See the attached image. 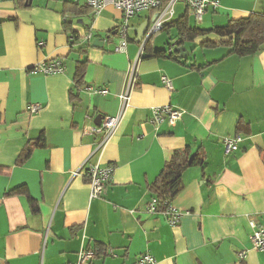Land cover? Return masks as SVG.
I'll return each mask as SVG.
<instances>
[{
  "label": "crops",
  "instance_id": "0c3cea01",
  "mask_svg": "<svg viewBox=\"0 0 264 264\" xmlns=\"http://www.w3.org/2000/svg\"><path fill=\"white\" fill-rule=\"evenodd\" d=\"M218 1L199 23L180 4L204 29L264 11V0ZM73 4L0 0V264H136L146 253L156 264H264V252L251 242L252 222L264 227V48L229 54L201 46L220 39L209 35L190 42L193 48L183 45L191 52L185 62L168 52L145 57L138 30L146 22L149 29L156 14L147 11L118 52L119 11L110 5L95 15L84 0ZM163 31L170 38L164 47L154 39L159 32L151 45L175 50L177 31ZM89 33L91 40L71 45ZM98 37L103 47L94 46ZM56 59L63 71H31ZM79 61H87L82 85L75 80ZM33 104L39 111H30ZM164 105L183 116L155 126L152 109ZM98 115L119 121L110 133H93ZM237 134L238 150L226 154L224 138ZM27 148L32 152L21 163ZM198 150L205 164L185 170L171 201L181 217L172 226L164 214L149 212L152 186L176 152L183 160ZM94 164L114 171L104 193L92 198L86 172ZM22 186L27 191L9 194ZM82 248L98 254L80 263Z\"/></svg>",
  "mask_w": 264,
  "mask_h": 264
},
{
  "label": "built area",
  "instance_id": "2783aa9c",
  "mask_svg": "<svg viewBox=\"0 0 264 264\" xmlns=\"http://www.w3.org/2000/svg\"><path fill=\"white\" fill-rule=\"evenodd\" d=\"M62 1H72L79 2L80 0H62ZM84 3L95 13V15L100 14L106 7L113 6L120 10L122 13L120 23L118 25L117 32L120 37V42L116 46V51H125L128 44L129 34L131 30L130 20L137 14L143 11H155L156 18L152 23V26L145 38L142 41L140 53H142L145 43L149 37L163 29L165 23L173 19L176 15V6L180 3L185 5L190 13L194 16L195 20L199 23L203 20L204 15L208 11L209 7L217 9L219 7L218 0H84ZM92 33L86 35V39H79V41L91 40ZM40 46L42 44H39ZM172 48L168 49L171 52ZM64 65L61 59L44 61L35 65L32 68L34 73H43L45 75L54 74L63 71ZM130 84H133L135 78V64L130 66L129 69ZM162 82L168 90H173L174 85L171 78L167 76L162 77ZM106 89H102L100 93H106ZM123 101L126 103L128 100V93L123 95ZM41 108L40 104H33L30 107V111L35 113ZM183 111L172 106L164 105L160 107H155L152 109V114L150 121L155 126H160L162 124L175 125L183 116ZM119 121L118 116H105L99 126H95L92 129L93 133H110L117 125ZM243 137L241 134H237L232 137H226L223 140L224 150L226 154L238 150ZM114 171L113 165L101 166L99 164H94L87 170V176L89 178V183L91 187V197L101 196L107 184L112 180V175ZM148 210L150 213H162L164 214L169 223L172 226L178 224L181 214L172 208L170 203L164 210H158V199L154 196L150 203L148 204ZM253 232L251 234V242L253 247L261 252H264V227L252 222ZM113 253V251H110ZM97 252L92 249L82 248L79 251V262L86 263L97 256ZM105 254V253H104ZM240 259L246 257V252L242 251L239 254ZM136 264H156V259L149 253L141 255Z\"/></svg>",
  "mask_w": 264,
  "mask_h": 264
},
{
  "label": "trees",
  "instance_id": "16d2710c",
  "mask_svg": "<svg viewBox=\"0 0 264 264\" xmlns=\"http://www.w3.org/2000/svg\"><path fill=\"white\" fill-rule=\"evenodd\" d=\"M68 5H74L72 1H65ZM88 7V6H87ZM89 8V7H88ZM78 12H82V8ZM175 29L178 35V41L175 45L183 46L186 42H194L196 39L216 35L220 39L217 41L209 38L203 40L200 45L203 47H219L223 46L228 48L229 54H236L239 56L253 55L264 48V11L252 13L247 17L239 19H230L225 25H215L211 28L204 29L197 25H192L190 18L186 12L176 19H171L164 24L163 30L170 31ZM154 34H152L153 36ZM145 43L141 54H145V57L153 56H167L165 49H155L151 45V38ZM79 39H73L71 45L77 44ZM82 46V43H79ZM168 56L180 61H186L187 59L180 58L179 54L172 49L168 52ZM87 61H79L76 69L75 80L77 85H82L85 77ZM44 146V139L40 143ZM32 149L27 148L20 159L23 163L30 156ZM185 152V151H184ZM183 152V153H184ZM205 164V156L203 151L198 150L190 158H184L181 160V153L176 152L173 158L167 162L161 175L152 186V191L155 197L158 199V210H164L169 205L172 199L178 194L182 187V177L185 170L189 167ZM27 191L26 187H18L9 192V194H15L19 192ZM31 208L34 212L39 210L38 203L29 197Z\"/></svg>",
  "mask_w": 264,
  "mask_h": 264
},
{
  "label": "rangeland",
  "instance_id": "374dc122",
  "mask_svg": "<svg viewBox=\"0 0 264 264\" xmlns=\"http://www.w3.org/2000/svg\"><path fill=\"white\" fill-rule=\"evenodd\" d=\"M184 7L185 6H182V4L180 5H177L176 6V15L173 17V19H176L178 18L179 16H181L183 14V10H184ZM118 10V9H117ZM119 13H120V17L122 16V13L120 10H118ZM148 15V12L147 11H143V12H140L139 14H137L135 17L131 18L130 20V26L132 25H136L138 22H140L141 20H143V18H145L146 16ZM192 25H195V22L192 21L191 22ZM132 28V27H131ZM133 32V30H131V33ZM159 33L155 34L154 36V39H158V46H162L164 47V43H163V39H170L169 36L166 34L165 31H158ZM171 39L175 40L177 39V36L175 35V32H173V37H171ZM172 44H174V41H172ZM187 47H191L193 48L194 47V44L188 42L186 44Z\"/></svg>",
  "mask_w": 264,
  "mask_h": 264
},
{
  "label": "water",
  "instance_id": "95a60500",
  "mask_svg": "<svg viewBox=\"0 0 264 264\" xmlns=\"http://www.w3.org/2000/svg\"><path fill=\"white\" fill-rule=\"evenodd\" d=\"M156 18V14L154 15V17L152 18V21H154ZM148 30V22L144 23V25H142L140 27V29L138 30V39L140 41L145 40L146 36L145 33ZM148 34V33H147ZM94 46L96 47H103L104 46V39L101 37H98L94 40L93 42ZM175 51L179 54V56L183 59L188 58L191 55V52L189 50H187L186 47L184 46H178ZM104 116L103 115H98L95 119V123L99 126L103 120Z\"/></svg>",
  "mask_w": 264,
  "mask_h": 264
},
{
  "label": "flooded vegetation",
  "instance_id": "af4514ba",
  "mask_svg": "<svg viewBox=\"0 0 264 264\" xmlns=\"http://www.w3.org/2000/svg\"><path fill=\"white\" fill-rule=\"evenodd\" d=\"M151 26H152V25H150V27H149V29H148V32H149V30H150Z\"/></svg>",
  "mask_w": 264,
  "mask_h": 264
}]
</instances>
